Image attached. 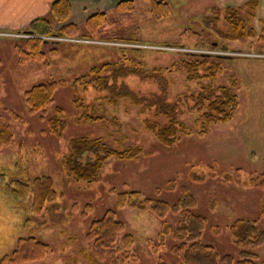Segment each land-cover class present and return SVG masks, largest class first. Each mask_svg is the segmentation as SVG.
Segmentation results:
<instances>
[{
    "label": "rangeland",
    "instance_id": "rangeland-1",
    "mask_svg": "<svg viewBox=\"0 0 264 264\" xmlns=\"http://www.w3.org/2000/svg\"><path fill=\"white\" fill-rule=\"evenodd\" d=\"M120 1H131L132 7L118 10L116 4ZM152 1L166 3L169 13L156 17ZM244 1L118 0L107 3V7L93 4L87 8L91 11L77 10L80 16H69V23L78 25L74 35L41 36L45 41L42 50L47 53L46 65L43 60L18 62L14 45L31 36L18 31L24 27L0 29V113L14 131V145L0 146V257L13 249L18 237L33 234L49 243L51 253L27 264H181L171 251L176 240L167 236L163 246L157 240L164 224H178L179 212L169 210L161 218L149 210L116 209L115 199L117 192L138 190L145 197L173 204L184 186L195 199L193 211L203 217L199 241L213 246L219 258H239V248L230 231L234 221L253 220L264 230L258 204L262 191L246 183L251 174L264 170V44L254 39L224 40L218 34L222 25H211L208 16L214 6L222 8ZM98 11L106 13V20L94 37L87 33L85 21ZM260 18H264V0H259L257 16L251 22L256 32L261 29ZM59 25L55 23L54 27ZM188 29L206 37L205 48L191 46L194 42L187 35ZM190 51L226 55L213 86L234 81L237 106L229 120L209 124L204 133L196 132L197 113L185 110L179 119L191 133L181 134L170 146L159 143L144 128L139 113L142 103L135 104L127 96L109 102L100 97L105 93L73 83L91 65L113 62L121 54L135 65L139 63L143 69L151 70L168 68L174 61L187 58ZM159 75L168 100L174 101L177 95L196 89V81L187 79L184 69ZM51 78L66 80L55 91L53 104L43 113L27 112L23 92ZM124 80L138 94L145 92L144 87L155 86L132 75ZM75 98L83 106H77ZM56 106L62 108L66 121L59 137L48 132L47 124ZM81 108L105 118L76 122ZM11 111L22 116L23 123L14 121ZM81 135L102 137L107 146L116 148L140 145L142 152L134 159L111 157L103 164L96 181L77 183L65 175L60 158L68 152V140ZM16 161L23 169L20 174L13 173ZM224 173L233 174L240 181H224ZM42 174L53 178L59 194L55 202L47 205L48 210L30 215L23 204L4 194V186L11 179ZM23 203L28 207V201ZM107 209H115L125 232L133 235L132 256L123 249H97L86 236L89 224ZM154 244L157 246L153 249ZM251 251L256 255L255 262L264 261V243Z\"/></svg>",
    "mask_w": 264,
    "mask_h": 264
},
{
    "label": "trees",
    "instance_id": "trees-1",
    "mask_svg": "<svg viewBox=\"0 0 264 264\" xmlns=\"http://www.w3.org/2000/svg\"><path fill=\"white\" fill-rule=\"evenodd\" d=\"M130 2L120 1L116 7L118 10H127L128 7H132ZM258 6L259 0H245L239 5L228 4L222 8L214 6L208 20H211L210 24L213 26L214 24L222 25L221 28H218V34L224 40L254 39L264 44V18L259 19L260 32H256L251 24L257 16ZM49 8L48 15L33 19L24 29L18 30L31 35L22 39L21 43L14 45L19 63L43 60V64L46 65L48 63L47 53L42 50L45 41L41 36H68L74 35L78 30L77 24L68 21L72 11L70 0H51ZM151 8L156 17H162L169 13L168 6L164 2L152 1ZM105 20L106 13L104 11L90 15L85 21L88 28L87 33L96 37L97 28ZM55 23L60 24L57 29L54 27ZM188 30L187 35L194 42V45L191 46L199 49L205 48L206 37L198 31ZM50 50L53 53L56 52L54 48ZM187 54V58L183 57L174 61L168 68L151 70L143 69L139 63L135 65L125 54H121L120 58L113 62L91 65L86 73L74 78L73 83L80 84L83 88L93 87L95 90L105 93L100 97L109 102H116L118 98L127 96L135 104L142 103L139 113L142 114L144 128L150 131L159 143L170 146L178 141L181 134L191 133V130L179 119L185 110L197 113L198 128L196 132L204 133L209 124L229 120L237 106L234 81H231L229 85L213 86V80L222 71V57L224 58L226 55L191 51ZM175 69H184L186 78L196 81V89L179 94L174 101H171L166 97V87L159 73L167 72L168 74ZM128 75L136 76L143 81H151L155 86L144 87L143 91L145 92L138 94L124 80ZM203 79L207 82H204ZM65 84V79L51 78L31 85L23 92L27 112L31 114L45 112L53 104L57 88ZM74 102L79 107L83 106L79 98H75ZM11 117L20 123L24 121L22 116L12 111ZM104 118V115L98 116L93 114V111L84 110L77 115L75 121H93ZM47 124L48 132L51 135L57 137L62 135L66 128V121L62 116L60 106L54 107V113L48 117ZM9 144L14 145V131L0 113V146ZM141 152L140 145L116 148L107 146L102 137L91 138L81 135L68 140V152L61 156L60 163L65 175L71 177L75 182L92 183L97 180L103 164L109 158L134 159ZM15 167L17 169L15 168L13 173L23 172L18 161L15 162ZM193 178L195 179V177ZM223 179L228 182L239 180L229 173H224ZM246 183L262 191L258 204L259 216L264 219V170L251 174L246 179ZM4 194L10 200L23 204L30 215H37L45 209L48 210L47 205L55 202L59 195L54 187L53 178L48 174L25 179L15 177L4 186ZM25 201L29 202L28 207L23 203ZM194 206L195 199L184 186L181 188L179 198L173 204L164 200L150 199L138 190L117 192L115 199L116 209L128 207L149 210L161 218L169 210L179 212L178 224L176 226L164 224L157 235V240L158 245L163 246L167 236L175 239L176 243L171 246V251L181 264H264V261L255 262L256 255L251 251V248L264 243V230L258 228L255 221L246 218L234 221L230 226V231L239 248V258L234 259L231 255L219 258L213 246L199 241L203 217L193 211ZM86 208L84 211H87ZM28 220L29 217L26 218L25 223ZM86 236L97 249H110L112 252L123 249L126 250L125 254L132 256L130 251L134 249V237L131 233L125 232L124 224L117 219L115 209H107L101 217L94 219L89 224ZM156 246L155 244L151 245V248L154 249ZM50 253L49 243L29 234L17 238L13 249L0 257V264H27L41 260Z\"/></svg>",
    "mask_w": 264,
    "mask_h": 264
},
{
    "label": "crops",
    "instance_id": "crops-1",
    "mask_svg": "<svg viewBox=\"0 0 264 264\" xmlns=\"http://www.w3.org/2000/svg\"><path fill=\"white\" fill-rule=\"evenodd\" d=\"M50 1L0 0V29L17 30L26 27L33 19L48 15ZM116 1L118 0H70L71 15L77 14L80 16L78 11H86L93 4H101V7H105L107 3H116ZM91 10L92 8L87 12ZM85 16L83 15V17Z\"/></svg>",
    "mask_w": 264,
    "mask_h": 264
}]
</instances>
